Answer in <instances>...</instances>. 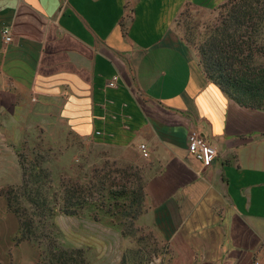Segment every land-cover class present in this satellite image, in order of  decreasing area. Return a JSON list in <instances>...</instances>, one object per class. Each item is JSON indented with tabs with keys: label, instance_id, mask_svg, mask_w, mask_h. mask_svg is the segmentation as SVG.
<instances>
[{
	"label": "crops",
	"instance_id": "obj_1",
	"mask_svg": "<svg viewBox=\"0 0 264 264\" xmlns=\"http://www.w3.org/2000/svg\"><path fill=\"white\" fill-rule=\"evenodd\" d=\"M226 1L0 0V125L61 124L140 165L158 264H264V112L212 83L177 29ZM192 131L217 153L209 168Z\"/></svg>",
	"mask_w": 264,
	"mask_h": 264
},
{
	"label": "trees",
	"instance_id": "obj_2",
	"mask_svg": "<svg viewBox=\"0 0 264 264\" xmlns=\"http://www.w3.org/2000/svg\"><path fill=\"white\" fill-rule=\"evenodd\" d=\"M186 10L180 13L178 25ZM212 12L217 13L215 18L197 24L184 37L197 48L207 78L230 100L241 107L264 112V0H227ZM21 167L22 184L0 193L18 221V242H32L40 252L36 264H90L85 249L64 250L46 236V230L56 228L57 209L71 217H78L88 208L103 212L123 238L132 240L136 248L132 252L137 253L135 264H149L161 253L165 254L159 239L151 232L157 247L145 259H139L145 247L143 237L138 234L145 229L138 227V222L149 211L144 170H109L104 174L105 169H95L92 177L66 180L56 195L59 199L53 201L49 197L51 187L46 191L33 181L40 171L35 158L29 167L25 162H21ZM46 239L50 242L43 250L42 241Z\"/></svg>",
	"mask_w": 264,
	"mask_h": 264
},
{
	"label": "rangeland",
	"instance_id": "obj_3",
	"mask_svg": "<svg viewBox=\"0 0 264 264\" xmlns=\"http://www.w3.org/2000/svg\"><path fill=\"white\" fill-rule=\"evenodd\" d=\"M216 15L212 11L188 8L177 29L184 36L188 30H195L197 24L213 19ZM45 127L0 125V191L22 184L21 162L29 167L34 158L39 163L40 171L33 181L46 191L51 187L49 197L53 201L59 199L56 195H59V187L66 180L86 175L92 177L91 172L95 169H105L104 174L109 170L115 172L131 168L143 171L132 159H123L105 146L75 137L61 124L54 127L58 132L45 130ZM143 176L146 178V174ZM54 222L56 228L46 230V236L55 240L64 250L85 249L90 264H135L133 259L137 253L132 252L136 250L132 240L123 238L103 212L88 208L78 217H71L57 209ZM138 227L145 229L138 234L143 237L145 247L139 259H145L157 246L150 230L139 222ZM18 230V221L9 212L6 199L0 193V262L36 264L40 252L32 242H18ZM49 242L50 239L42 241L41 249H47ZM149 264H158V257Z\"/></svg>",
	"mask_w": 264,
	"mask_h": 264
},
{
	"label": "built area",
	"instance_id": "obj_4",
	"mask_svg": "<svg viewBox=\"0 0 264 264\" xmlns=\"http://www.w3.org/2000/svg\"><path fill=\"white\" fill-rule=\"evenodd\" d=\"M2 35L6 43L12 42L11 32L8 28L3 29ZM117 84V77H115L109 86L113 88L116 87ZM138 150L142 158L149 159L150 149L147 144H140ZM188 151L204 168L212 166L217 158V153L210 146L206 138L197 131H192L188 136ZM256 264L260 263L256 262Z\"/></svg>",
	"mask_w": 264,
	"mask_h": 264
}]
</instances>
